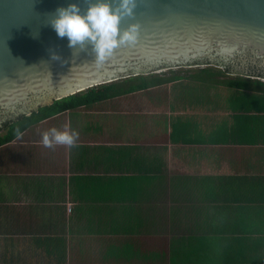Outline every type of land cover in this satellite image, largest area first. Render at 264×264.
<instances>
[{
  "label": "crops",
  "instance_id": "1",
  "mask_svg": "<svg viewBox=\"0 0 264 264\" xmlns=\"http://www.w3.org/2000/svg\"><path fill=\"white\" fill-rule=\"evenodd\" d=\"M0 264H264V91L183 78L34 122L0 145Z\"/></svg>",
  "mask_w": 264,
  "mask_h": 264
},
{
  "label": "water",
  "instance_id": "2",
  "mask_svg": "<svg viewBox=\"0 0 264 264\" xmlns=\"http://www.w3.org/2000/svg\"><path fill=\"white\" fill-rule=\"evenodd\" d=\"M71 2L83 10L88 0H0V129L5 114L31 115L55 100L151 73L204 81L200 71L210 69L220 74L205 82H264V0H137L134 15L120 21L122 29L138 25L136 41L102 61L90 46L69 48L48 24ZM229 63L263 72H232Z\"/></svg>",
  "mask_w": 264,
  "mask_h": 264
},
{
  "label": "clouds",
  "instance_id": "3",
  "mask_svg": "<svg viewBox=\"0 0 264 264\" xmlns=\"http://www.w3.org/2000/svg\"><path fill=\"white\" fill-rule=\"evenodd\" d=\"M137 0H88L81 9L77 2L68 3L55 9L48 24L58 37H66L71 49L83 50L90 46L97 60H104L111 52L123 44L134 43L138 25L129 24L122 29L123 17H132ZM53 58H58L55 55ZM19 134V133H17ZM42 144L53 147L57 144L73 146L78 133L75 130H58L51 127L42 134Z\"/></svg>",
  "mask_w": 264,
  "mask_h": 264
},
{
  "label": "trees",
  "instance_id": "4",
  "mask_svg": "<svg viewBox=\"0 0 264 264\" xmlns=\"http://www.w3.org/2000/svg\"><path fill=\"white\" fill-rule=\"evenodd\" d=\"M200 74L201 77L199 79L209 81L213 80V78L216 79L215 77L220 73L210 69H202L200 71ZM252 74L253 76H258L255 75L256 73ZM259 75L261 77L262 74ZM183 78V75L177 73L171 76H167V74L141 75L125 80H120L118 82L104 84L98 87L91 88L83 93L55 100L51 104L39 107L38 110L34 111L31 115H22L17 119L7 123L5 125L6 132L3 134L0 133V145L11 141L15 136L18 135L17 133L22 132L34 122H38L54 114L78 108L84 105H91L116 96L147 90L153 86L179 81ZM221 83L227 85L228 87L237 89L259 88L264 90V82H261L258 79L240 77L228 81H221Z\"/></svg>",
  "mask_w": 264,
  "mask_h": 264
},
{
  "label": "flooded vegetation",
  "instance_id": "5",
  "mask_svg": "<svg viewBox=\"0 0 264 264\" xmlns=\"http://www.w3.org/2000/svg\"><path fill=\"white\" fill-rule=\"evenodd\" d=\"M210 62V61H209ZM216 62H218V63H221L220 61H216ZM227 65V68H229V70H231L232 72L234 71V70H238V71H241V70H246V71H248L249 73H258L259 71H261L260 73L262 74V72H263V69H261V68H259V67H252V66H250V65H247L246 67H243V66H241V64H226ZM23 114H17V115H12V114H5L4 115V121H3V124H4V126L7 124V123H9V122H11V121H13V120H15V119H17L18 117H20V116H22Z\"/></svg>",
  "mask_w": 264,
  "mask_h": 264
},
{
  "label": "rangeland",
  "instance_id": "6",
  "mask_svg": "<svg viewBox=\"0 0 264 264\" xmlns=\"http://www.w3.org/2000/svg\"><path fill=\"white\" fill-rule=\"evenodd\" d=\"M154 73H151L150 75H153ZM6 132V127L0 129V133H5Z\"/></svg>",
  "mask_w": 264,
  "mask_h": 264
}]
</instances>
